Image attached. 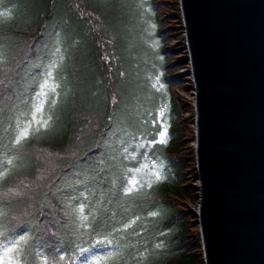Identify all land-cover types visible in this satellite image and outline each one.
<instances>
[{
  "label": "trees",
  "instance_id": "1",
  "mask_svg": "<svg viewBox=\"0 0 264 264\" xmlns=\"http://www.w3.org/2000/svg\"><path fill=\"white\" fill-rule=\"evenodd\" d=\"M167 45L155 0H0V264H197Z\"/></svg>",
  "mask_w": 264,
  "mask_h": 264
},
{
  "label": "water",
  "instance_id": "2",
  "mask_svg": "<svg viewBox=\"0 0 264 264\" xmlns=\"http://www.w3.org/2000/svg\"><path fill=\"white\" fill-rule=\"evenodd\" d=\"M205 264H264V0H179Z\"/></svg>",
  "mask_w": 264,
  "mask_h": 264
},
{
  "label": "rangeland",
  "instance_id": "3",
  "mask_svg": "<svg viewBox=\"0 0 264 264\" xmlns=\"http://www.w3.org/2000/svg\"><path fill=\"white\" fill-rule=\"evenodd\" d=\"M159 8L161 19L165 26V38L168 42L166 51L170 54V70L173 73L170 75L173 78L175 87L173 89L175 97L179 101L182 109L179 120L181 126L185 128V137L183 141V148L180 152L181 160L185 165L183 172L184 183L190 186V194L192 199L179 201L176 204V211L178 216L187 221L186 234L183 237V242L194 248L191 254L192 260L197 264L202 262V246L200 242L199 226L196 224L195 212L198 207V191L194 166V90L192 86V76L190 72L188 52L186 49L185 33L183 28V20L181 11L179 9V0H155ZM142 177H145L144 172H137ZM176 229L173 230L176 233ZM91 259L90 254L84 256ZM85 258L81 264H84Z\"/></svg>",
  "mask_w": 264,
  "mask_h": 264
},
{
  "label": "snow or ice",
  "instance_id": "4",
  "mask_svg": "<svg viewBox=\"0 0 264 264\" xmlns=\"http://www.w3.org/2000/svg\"><path fill=\"white\" fill-rule=\"evenodd\" d=\"M161 115H163V113H161ZM46 126V124H45ZM24 135H27V132L24 133ZM165 136H166V129L164 131H161L159 132V142L160 143H165L166 140H165ZM157 141H152V143H156ZM156 175L159 177V172L156 173ZM131 184H135V180H132L130 181ZM133 189L132 188H126L125 191L126 192H130L132 191ZM83 206H81V210H82ZM93 259H96L97 261H99V258L98 257H94ZM84 264H88V261H85Z\"/></svg>",
  "mask_w": 264,
  "mask_h": 264
}]
</instances>
